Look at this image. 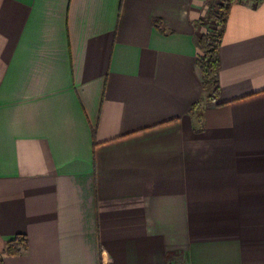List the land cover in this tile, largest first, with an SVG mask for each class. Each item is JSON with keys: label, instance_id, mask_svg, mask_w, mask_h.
<instances>
[{"label": "crops", "instance_id": "0c3cea01", "mask_svg": "<svg viewBox=\"0 0 264 264\" xmlns=\"http://www.w3.org/2000/svg\"><path fill=\"white\" fill-rule=\"evenodd\" d=\"M210 6L0 0V264H264V0L231 10L215 100Z\"/></svg>", "mask_w": 264, "mask_h": 264}, {"label": "trees", "instance_id": "16d2710c", "mask_svg": "<svg viewBox=\"0 0 264 264\" xmlns=\"http://www.w3.org/2000/svg\"><path fill=\"white\" fill-rule=\"evenodd\" d=\"M251 0H219L213 4L208 12L207 20L214 24L213 30L206 31L199 41L201 53L197 63L202 73L203 86L211 90L207 97L215 100L220 93V56L219 51L227 27L229 16L234 5ZM204 24V20L201 22ZM201 100L193 105V109L200 105ZM29 240L25 234H17L8 240L4 254L9 256H20L27 251Z\"/></svg>", "mask_w": 264, "mask_h": 264}, {"label": "rangeland", "instance_id": "374dc122", "mask_svg": "<svg viewBox=\"0 0 264 264\" xmlns=\"http://www.w3.org/2000/svg\"><path fill=\"white\" fill-rule=\"evenodd\" d=\"M207 1H209L210 4H211V6H212L213 4H215V2H218L219 0H207ZM207 22H208V24H207V31L213 30L214 24L212 22L208 21V20H207Z\"/></svg>", "mask_w": 264, "mask_h": 264}]
</instances>
